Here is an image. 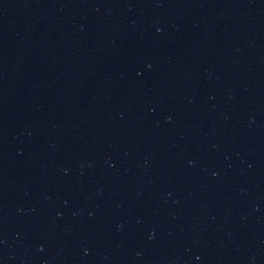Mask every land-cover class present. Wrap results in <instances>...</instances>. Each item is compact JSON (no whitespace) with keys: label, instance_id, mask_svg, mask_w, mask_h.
I'll use <instances>...</instances> for the list:
<instances>
[{"label":"water","instance_id":"obj_1","mask_svg":"<svg viewBox=\"0 0 264 264\" xmlns=\"http://www.w3.org/2000/svg\"><path fill=\"white\" fill-rule=\"evenodd\" d=\"M0 264H264V0H0Z\"/></svg>","mask_w":264,"mask_h":264}]
</instances>
